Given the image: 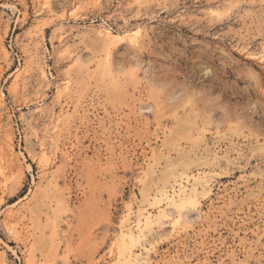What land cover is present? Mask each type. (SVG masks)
Returning <instances> with one entry per match:
<instances>
[{
	"label": "rangeland",
	"instance_id": "obj_1",
	"mask_svg": "<svg viewBox=\"0 0 264 264\" xmlns=\"http://www.w3.org/2000/svg\"><path fill=\"white\" fill-rule=\"evenodd\" d=\"M0 92V264H264V0H0Z\"/></svg>",
	"mask_w": 264,
	"mask_h": 264
},
{
	"label": "bare ground",
	"instance_id": "obj_2",
	"mask_svg": "<svg viewBox=\"0 0 264 264\" xmlns=\"http://www.w3.org/2000/svg\"><path fill=\"white\" fill-rule=\"evenodd\" d=\"M43 1V4L44 3H48V0H42ZM141 30V29H140ZM103 31V30H102ZM104 32V31H103ZM137 32V31H136ZM98 34V33H97ZM103 34V33H102ZM105 35H106V37H107V40H109V41H111V40H113V39H115L116 37H118V35H114V34H112L110 31H105V33H104ZM121 34V33H120ZM99 36H100V34H98ZM129 36H130V34H128ZM131 35H132V33H131ZM135 35V34H134ZM104 36V35H103ZM138 36H140V35H138ZM105 37V36H104ZM137 37V36H136ZM120 38V37H119ZM138 38V37H137ZM131 40L132 41H134V42H137V41H135V37L133 38V36H132V38H131ZM137 40V39H136ZM67 84V83H66ZM58 89V88H57ZM56 92H58V91H56ZM1 93V92H0ZM2 96H1V94H0V99H2L1 98ZM0 139H2V138H0ZM158 139V138H157ZM0 148L6 153V155L5 156H10V155H12V153H13V151H12V143H11V140L7 137V138H5L4 139V141H2V143H1V146H0ZM3 151H0V152H2L3 153ZM149 152H150V150H149ZM0 155H2V154H0ZM3 156H4V154H3ZM4 156V157H5ZM0 157H2V156H0ZM3 159V158H2ZM1 159V160H2ZM0 160V161H1ZM2 162V161H1ZM2 173V167H1V164H0V174ZM181 189V188H180ZM176 196V195H175ZM162 197H164V195L162 196ZM170 202L171 201H173V198H167ZM195 202V199L192 197V196H189V195H185V196H183V197H181L179 200H178V202H176V203H174L177 207H182V206H184V205H186V204H193ZM182 209H183V207H182ZM10 211V210H9ZM7 217L9 218V219H13V213H11V212H7ZM147 217H148V215H147ZM146 217V220L142 223V225L145 227V226H147V225H149L150 223H151V221L148 219ZM15 218V217H14ZM152 218V217H151ZM11 222V221H10ZM13 222V221H12ZM11 222V223H12ZM140 223V222H139ZM14 224V223H13ZM137 224V223H136ZM14 225H16V224H14ZM139 225V224H138ZM129 226V225H128ZM16 228V227H15ZM141 228V227H140ZM136 229V228H135ZM14 230V229H13ZM138 230V229H137ZM16 232H17V229H16ZM20 232V231H19ZM18 232V233H19ZM23 232V231H22ZM17 233V234H18ZM141 233V229L139 230V234ZM19 234H22V233H19ZM24 234V233H23ZM19 236V235H18ZM118 238L120 239L119 240V242H118V244H116V246H115V248H112L111 249V252H109V256H110V258H109V260H107L108 261V264H135L134 263V261L136 260L135 259V256L133 255V253L131 252L132 251V248H133V246L135 245V243L137 242V240H138V238H139V235H137V234H134L132 231H131V229H128V228H125L124 226H123V228H121L120 229V231H119V234H118ZM23 238H25L26 237V235L25 236H22ZM26 239H27V237H26ZM26 242V241H25ZM24 242V243H25ZM115 251H114V250ZM107 261H105V262H107ZM136 262V261H135Z\"/></svg>",
	"mask_w": 264,
	"mask_h": 264
}]
</instances>
